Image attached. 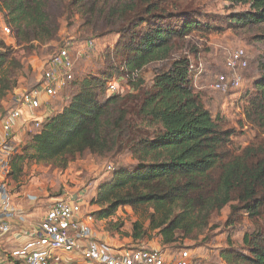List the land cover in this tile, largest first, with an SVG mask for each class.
Wrapping results in <instances>:
<instances>
[{"label":"trees","instance_id":"trees-1","mask_svg":"<svg viewBox=\"0 0 264 264\" xmlns=\"http://www.w3.org/2000/svg\"><path fill=\"white\" fill-rule=\"evenodd\" d=\"M229 1L249 11L221 17L219 25L202 22L187 0H0L2 24L23 50L58 41L62 22L74 15L93 35L115 36L117 77L129 86L105 95L117 78L107 64L78 81L68 102L26 134L7 181L16 182L25 164L63 171L85 155L110 159L114 168L91 201L98 208L91 216L105 221L129 207L139 217L130 239L157 238L163 248L206 240L212 217L225 208L227 225L242 214L255 224L264 220V61L242 109L254 140L233 150V129L194 93L187 57L174 56L184 39L264 27V0ZM259 40L264 43V31ZM152 64L160 65L143 83L140 72ZM21 68L13 47L0 40V99L13 91L14 71ZM123 156L129 165L120 163ZM218 258L219 264H264V226L254 225L240 247L228 243Z\"/></svg>","mask_w":264,"mask_h":264},{"label":"rangeland","instance_id":"rangeland-1","mask_svg":"<svg viewBox=\"0 0 264 264\" xmlns=\"http://www.w3.org/2000/svg\"><path fill=\"white\" fill-rule=\"evenodd\" d=\"M188 5L197 14H202L200 20L204 23L212 21L219 25L223 24L218 19L225 18L232 13L247 12L249 5L232 4L229 0H187ZM69 23V24H68ZM62 22L59 39L50 44H38L27 51L15 46L10 36L3 33L0 18V40L13 47V55L19 61L22 68L14 71L15 86L3 99H0V121L13 108V98L19 92L31 90L37 86L42 72L46 68V62L66 47L72 57L73 81L49 104L52 111H57L77 90V82L88 75H97L104 70L107 64L108 71L115 77L119 76L120 58L112 57V49L116 37L106 35L99 37L93 35L85 26L79 16L74 15L69 22ZM264 27H251L248 29L226 30L221 33H212L205 38L194 37L181 41L174 56L184 55L190 63L189 81L190 85L212 115L217 114L224 117L234 134L231 138L233 150L243 148L250 144L255 137L254 131L250 130L244 121L243 106L251 92L253 82L259 78V65L264 61V43L259 40ZM191 40V42H190ZM92 42L93 48L85 49L86 43ZM189 43L192 46L189 48ZM244 49L248 67L241 73L242 87L235 91L222 94L212 90L215 77L227 72L225 65L236 49ZM192 49V50H191ZM160 64H152L140 72V81L149 84L152 78V71ZM158 66V67H157ZM115 80L118 92H126L129 86L124 78L117 77ZM107 94V91L105 95ZM45 113L42 107L38 114ZM47 116V115H46ZM24 130V127L14 132L15 145L22 147L26 142L28 131H37L34 127ZM120 163L129 165L130 159L127 156L118 158ZM114 168L112 160L97 156L85 155L77 158L66 170H58L46 165L25 164L19 179L14 182L8 180L12 197L19 199L34 198L36 210L46 212L50 204L57 200L81 199L82 213L91 216L97 211L96 206H91L98 189L111 174ZM229 208L223 209L218 215L211 219L212 232L206 240L199 242L184 241L176 248H163L157 238L133 242L129 235L131 224L139 220L131 208L125 207L105 221H96L92 218L90 224L94 238L101 241L110 249H152L157 247L166 255L180 254L187 251L191 254L196 264H219L218 254L221 249L227 247L228 243L235 247L242 246V239L245 233L250 232L254 225L264 226V220L259 219L257 223L251 222L246 215L238 216V221L227 225ZM122 226L116 230L115 225ZM201 241V242H200Z\"/></svg>","mask_w":264,"mask_h":264},{"label":"built area","instance_id":"built-area-1","mask_svg":"<svg viewBox=\"0 0 264 264\" xmlns=\"http://www.w3.org/2000/svg\"><path fill=\"white\" fill-rule=\"evenodd\" d=\"M2 31L7 36L10 34L6 26ZM92 48L93 43L87 42L85 49L90 51ZM73 64L68 49H59L47 61L37 86L16 94L13 108L0 121V264H196L185 250L180 254L166 255L157 248L110 249L94 238L90 226L93 217L83 215L81 199L53 202L28 232L29 240L25 244L11 250L4 247L12 232L11 222L24 221V215L12 206V194L6 179L9 162L18 153L14 132L24 111L29 118L25 123L21 122V127L30 130L32 125L35 130L39 129L40 119L52 111L51 99L74 80ZM247 67L245 50H234L225 65L227 72L215 77L212 90L225 94L240 89L243 83L241 73ZM106 91L107 96L118 92L115 80L109 83ZM42 107L45 113L38 114ZM31 200L35 202L34 198Z\"/></svg>","mask_w":264,"mask_h":264},{"label":"crops","instance_id":"crops-1","mask_svg":"<svg viewBox=\"0 0 264 264\" xmlns=\"http://www.w3.org/2000/svg\"><path fill=\"white\" fill-rule=\"evenodd\" d=\"M27 114L28 113L24 111L19 127L16 129L17 131L22 128L21 125L23 124L21 122L25 123L26 120H28L29 117ZM17 196L12 197V206L16 212H20L24 215V221L20 222L19 220H13L11 222L12 232L8 236L6 240L7 242L4 243V247L10 250L25 244L29 240L27 235L28 232L34 228V226L41 220L43 216L42 212L40 213L38 209L36 210V203L34 201H32L30 198L25 199L23 196L21 199H19ZM19 236L20 238H18Z\"/></svg>","mask_w":264,"mask_h":264}]
</instances>
